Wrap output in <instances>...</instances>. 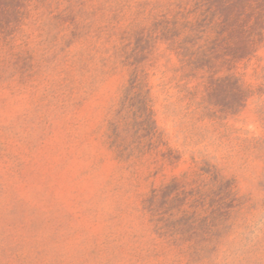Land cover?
Instances as JSON below:
<instances>
[{
  "label": "rangeland",
  "instance_id": "374dc122",
  "mask_svg": "<svg viewBox=\"0 0 264 264\" xmlns=\"http://www.w3.org/2000/svg\"><path fill=\"white\" fill-rule=\"evenodd\" d=\"M195 23L196 0H0V264H264V40L214 73L250 94L223 113L161 38Z\"/></svg>",
  "mask_w": 264,
  "mask_h": 264
},
{
  "label": "trees",
  "instance_id": "16d2710c",
  "mask_svg": "<svg viewBox=\"0 0 264 264\" xmlns=\"http://www.w3.org/2000/svg\"><path fill=\"white\" fill-rule=\"evenodd\" d=\"M161 38L177 49L191 67V71L207 72V103L223 113L239 112L249 92L232 74L214 77L222 68L230 69L236 62L255 55L264 40V0H196V23L192 33L181 41L173 40L176 30H163ZM191 75L194 72H190ZM125 99L143 116L147 131L155 128L153 112L148 104L149 91L133 85L134 74ZM213 206L216 216H226L234 197L227 182L214 193ZM226 200H229L227 203ZM214 202H212L213 204Z\"/></svg>",
  "mask_w": 264,
  "mask_h": 264
}]
</instances>
